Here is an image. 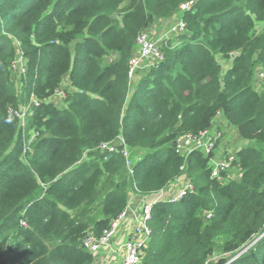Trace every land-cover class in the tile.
<instances>
[{
    "label": "trees",
    "instance_id": "1",
    "mask_svg": "<svg viewBox=\"0 0 264 264\" xmlns=\"http://www.w3.org/2000/svg\"><path fill=\"white\" fill-rule=\"evenodd\" d=\"M186 1L0 0V264H93L85 234L108 228L130 193L181 172L194 191L153 204L138 264H264V86L253 84L264 0H195L186 30L158 45L163 60L128 76L138 35ZM22 105L21 124L9 108ZM216 112L246 141L236 179L211 178L210 154L175 151L178 135L209 128ZM118 136L141 152L132 175L99 149Z\"/></svg>",
    "mask_w": 264,
    "mask_h": 264
},
{
    "label": "built area",
    "instance_id": "2",
    "mask_svg": "<svg viewBox=\"0 0 264 264\" xmlns=\"http://www.w3.org/2000/svg\"><path fill=\"white\" fill-rule=\"evenodd\" d=\"M192 6L191 2H186L180 5L181 10H188ZM171 31L183 32L185 30V24L182 20H178L170 27ZM138 51L134 56L131 57L129 61V78H133L137 69L141 68L143 65L146 67L153 66L156 62L162 60L163 55L156 44L147 33H140L137 37ZM237 53L231 52L230 59H232ZM146 61V64H145ZM23 63L25 61L21 56L17 57L12 63L11 69L15 72V75L22 74L24 72ZM257 78L264 79V70L258 71ZM64 93L58 89L55 90V95ZM34 105H38V102L31 98ZM29 110V105H22L19 109L9 108V111L16 117L19 118L21 124L24 122V118ZM216 116H220L219 112H216ZM215 117L212 121V125L209 128L198 130L197 132H187L178 135L175 138V151L181 155L185 160L193 152L203 151L204 154L209 155L215 148L217 142L223 138L224 129L215 126ZM221 117V116H220ZM220 148V147H219ZM99 149L103 152L104 158L107 154L118 153L124 160L127 172L132 175L133 168L136 162L141 158V152L131 155L129 149L125 145V142L121 136L109 142H102L99 145ZM224 157L213 161L210 166L211 177H220L221 171H228L232 168V162L235 159V152L230 148L222 150ZM185 169V164L180 166V171L183 173ZM219 173V174H218ZM237 176H241L238 172ZM194 185L190 179L186 178V174L177 176L172 182L168 183L164 188L149 194V195H139L138 200H140L139 207L135 210L132 207L130 200L126 208L120 212L117 217L110 221L108 228L104 229L99 236H94L91 232H87L82 240L83 247L93 253L94 255L100 254L103 248H108L112 250H117L120 257L116 264H138L140 256L143 252V248L147 245L148 240L152 234L151 228L148 225V220L151 215V209L154 203L159 201L167 200L169 202H178L188 193L193 192ZM134 193H130V198ZM133 216V217H132ZM210 214H207V218ZM133 219V223L127 235L124 237L122 243L118 245L115 249L112 243L117 238L119 231V226L126 220ZM25 225V222H22Z\"/></svg>",
    "mask_w": 264,
    "mask_h": 264
},
{
    "label": "rangeland",
    "instance_id": "3",
    "mask_svg": "<svg viewBox=\"0 0 264 264\" xmlns=\"http://www.w3.org/2000/svg\"><path fill=\"white\" fill-rule=\"evenodd\" d=\"M175 22L176 21L174 19H166V20H158L152 24L149 31L151 32L153 40H156L157 44L159 46H160V43L163 39L173 36V35H170V33H172V32H169V30H170L171 25H173ZM263 27H264V23H257L256 30L260 31ZM218 60H219L218 62L221 63V66L223 69H226L227 67L230 66V61H231L230 57H228L226 60L221 59V57H218ZM258 71H259V69H257L255 71L256 74ZM137 76H139V74H137ZM261 81H262V79L255 78L253 84H254L256 89L260 90L263 88L264 82H261ZM63 98L64 97H62L61 94H57V95L53 96L49 101L53 102L55 105H58V104H60L59 102ZM220 116L215 117V119H216L215 120V126H218L219 128H223L224 129V135H223V138L217 142L214 150L210 153V160H209L210 164L213 161H216V160L224 157L225 154H222L223 151L221 153L216 152L219 147H221L222 150L230 148L231 150H233L235 152L237 149L241 148L242 145H244V143H246V141L242 140L237 135L235 129L233 127L227 125L225 119L220 117ZM229 132H231V134ZM200 153L203 156H207V154H204L203 151H200ZM227 172H229V175L227 177H229L230 179H236L238 171L235 167H232ZM137 196H138V194L134 193L133 196L130 198V201H133V200L137 201L138 200ZM95 256H97V255H95Z\"/></svg>",
    "mask_w": 264,
    "mask_h": 264
},
{
    "label": "crops",
    "instance_id": "4",
    "mask_svg": "<svg viewBox=\"0 0 264 264\" xmlns=\"http://www.w3.org/2000/svg\"><path fill=\"white\" fill-rule=\"evenodd\" d=\"M136 80L137 78H135L133 82H135ZM229 133L231 134V132ZM216 152L221 153L222 148L221 147L218 148ZM130 203L132 204L131 206L134 207V209L136 210L140 205V200H137V201L133 200V201H130ZM132 221L133 219L131 218V220H126L120 224L117 238L112 243V246L114 249L122 243L124 237L127 235V233L129 232L131 228V225L133 223ZM100 252H101L100 254L95 256V260L93 264H116L120 257V255L118 254L120 252H118L116 249L112 250V248L111 249L103 248Z\"/></svg>",
    "mask_w": 264,
    "mask_h": 264
},
{
    "label": "clouds",
    "instance_id": "5",
    "mask_svg": "<svg viewBox=\"0 0 264 264\" xmlns=\"http://www.w3.org/2000/svg\"><path fill=\"white\" fill-rule=\"evenodd\" d=\"M186 2H191L192 3V6L195 4V0H188V1H186ZM186 2H184V3H186ZM183 4V3H182ZM192 6L189 8V9H191L192 8ZM188 9V10H189ZM184 11H186V10H181L180 9V6H179V9L177 10V13L173 16V17H171L172 19H174L176 22L178 21V20H182L181 19V14L184 12ZM160 20H162V19H160ZM165 20V19H164ZM183 21V20H182ZM175 22V23H176ZM185 24V23H184ZM172 26V25H171ZM150 29V28H149ZM148 29V30H149ZM255 29H256V27H255ZM146 31L145 33H147L149 36H150V38L153 40V38H152V35H151V32L150 31ZM186 30V29H185ZM184 30V31H185ZM183 31V32H184ZM257 31V30H256ZM169 32H172V33H170V35H172V34H179V32H176V31H171V29L169 30ZM257 32H259V31H257ZM181 33V32H180ZM154 42H156V44H157V41L156 40H153ZM158 45V44H157ZM159 47V46H158ZM162 52V51H161ZM231 53V52H230ZM230 53H229V57H230ZM237 53V52H236ZM238 54V53H237ZM237 54L231 59V61L230 62H232L233 61V59L237 56ZM163 55V54H162ZM162 60H163V58H162ZM162 60H160V61H162ZM160 61H158V62H156L155 63V65L157 64V63H159ZM260 70H264V69H259V71ZM137 73V72H136ZM257 74H258V72H257ZM256 78H257V75H256ZM261 82H264V80L263 81H261ZM220 175V177H221V174H219ZM219 177V178H220ZM211 178H218V177H211Z\"/></svg>",
    "mask_w": 264,
    "mask_h": 264
},
{
    "label": "bare ground",
    "instance_id": "6",
    "mask_svg": "<svg viewBox=\"0 0 264 264\" xmlns=\"http://www.w3.org/2000/svg\"><path fill=\"white\" fill-rule=\"evenodd\" d=\"M193 191H194V189H193Z\"/></svg>",
    "mask_w": 264,
    "mask_h": 264
}]
</instances>
